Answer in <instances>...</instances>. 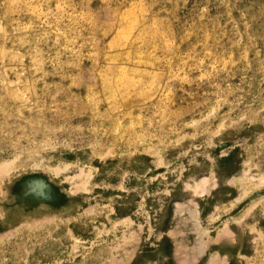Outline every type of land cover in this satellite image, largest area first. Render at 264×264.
Segmentation results:
<instances>
[{"label":"rangeland","instance_id":"1","mask_svg":"<svg viewBox=\"0 0 264 264\" xmlns=\"http://www.w3.org/2000/svg\"><path fill=\"white\" fill-rule=\"evenodd\" d=\"M0 264H264V0H0Z\"/></svg>","mask_w":264,"mask_h":264},{"label":"bare ground","instance_id":"2","mask_svg":"<svg viewBox=\"0 0 264 264\" xmlns=\"http://www.w3.org/2000/svg\"><path fill=\"white\" fill-rule=\"evenodd\" d=\"M35 5V4H34ZM32 6V5H31ZM33 9V8H32ZM126 11V10H125ZM130 12V11H129ZM128 15V14H127ZM131 15V14H130ZM134 16V15H133ZM69 17V16H68ZM125 17V16H124ZM121 18V17H120ZM129 19V18H128ZM132 19V18H131ZM130 22V21H129ZM130 28V27H129ZM130 30V29H129ZM41 32V31H40ZM95 32V31H94ZM139 33V32H138ZM92 39V38H91ZM115 39V38H114ZM129 42V41H128ZM62 52V51H61ZM123 60V59H122ZM118 75V74H117ZM128 76V75H127ZM116 77V76H115ZM181 78V77H180ZM175 79V78H174ZM121 82V81H120ZM13 93V92H12ZM95 93V92H94ZM166 93V92H165ZM64 94V93H63ZM89 96V95H88ZM111 98V96H110ZM122 98V97H121ZM54 101V100H53ZM51 102V101H50ZM47 104V103H46ZM48 105V104H47ZM44 106V105H43ZM108 107V106H107ZM85 109V108H84ZM94 109V108H93ZM118 109V108H117ZM56 114V113H55ZM50 117V116H49ZM104 120V119H103ZM122 121V120H121ZM24 122V121H23ZM120 122V121H119ZM118 122V123H119ZM124 127V126H123ZM120 131V130H119Z\"/></svg>","mask_w":264,"mask_h":264}]
</instances>
